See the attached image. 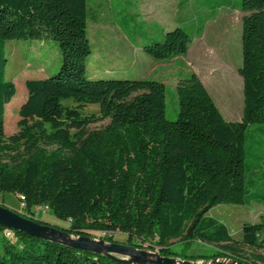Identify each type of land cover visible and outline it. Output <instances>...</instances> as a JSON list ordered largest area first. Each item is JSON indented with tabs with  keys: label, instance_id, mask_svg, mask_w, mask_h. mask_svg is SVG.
I'll list each match as a JSON object with an SVG mask.
<instances>
[{
	"label": "trees",
	"instance_id": "16d2710c",
	"mask_svg": "<svg viewBox=\"0 0 264 264\" xmlns=\"http://www.w3.org/2000/svg\"><path fill=\"white\" fill-rule=\"evenodd\" d=\"M210 11L233 0H204ZM89 0H0V192L23 196L19 212L38 221L36 206L68 219L72 235L125 234L122 244L182 260L225 258L264 264V218L242 224L238 242L227 225L207 214L219 204L264 205V0H239L243 105L227 121L195 73L175 85L178 113L165 115V85L156 79L87 76ZM176 26L162 39L140 34L142 51L161 61L184 55L202 25ZM52 38L61 63L46 77L26 79L17 132L4 139L5 105L15 95L6 78L5 44L11 39ZM78 105L68 107L62 101ZM97 103L100 117L83 116ZM101 118L109 122L86 131ZM250 139L248 145L247 139ZM2 204V203H0ZM3 205V204H2ZM42 223V222H40ZM0 225V264H135L107 253L82 251ZM194 242L207 253L190 255ZM179 245L178 247H175ZM241 245L259 253L245 259Z\"/></svg>",
	"mask_w": 264,
	"mask_h": 264
},
{
	"label": "rangeland",
	"instance_id": "374dc122",
	"mask_svg": "<svg viewBox=\"0 0 264 264\" xmlns=\"http://www.w3.org/2000/svg\"><path fill=\"white\" fill-rule=\"evenodd\" d=\"M201 2L205 1L89 0L87 36L91 54L86 65L87 76L161 81L165 85V115L169 120H175L178 113L175 85L181 76L195 73L224 119L240 120L243 95L238 68L241 65V23L247 13L236 5L239 0L232 1L235 3L234 7L224 6L216 9V12L210 11V7ZM193 23L202 25V30L195 34L184 55L161 61L143 53L142 45L145 40L140 36L142 32L149 37L162 39L165 31L176 26L189 29ZM5 53L6 78L15 84L16 92L5 105L4 139L18 130V108L27 97L25 80L46 78L54 74L61 63L58 43L52 38L11 39L5 44ZM62 103L68 107L78 105L72 99H65ZM79 110L83 116L101 115L97 103L82 104ZM108 122V118H101L89 123L85 130L88 132L102 128ZM257 127L264 128V123L251 124L249 131L256 130L257 135H262L257 132ZM249 141L248 138L247 145ZM0 203L17 212L22 210L20 199L12 192H0ZM207 214L225 223L231 235L240 242L242 224L260 222L264 218V205L255 202L249 205L219 204L210 208ZM34 216L38 222L56 229L69 225L68 219L58 217L42 205L34 209ZM104 234L100 231H90L87 236L104 240ZM112 235L117 243L126 238L125 234L119 232ZM71 237L75 238L76 235L71 234ZM260 237L264 238V231ZM206 248L207 245L194 242L189 254H205ZM142 249L147 250L150 256L158 255L156 248ZM259 252L251 246L241 245L240 253L245 259L252 260L253 253ZM175 258L177 264L182 261L189 264L212 262L211 259L203 257L188 260Z\"/></svg>",
	"mask_w": 264,
	"mask_h": 264
},
{
	"label": "water",
	"instance_id": "95a60500",
	"mask_svg": "<svg viewBox=\"0 0 264 264\" xmlns=\"http://www.w3.org/2000/svg\"><path fill=\"white\" fill-rule=\"evenodd\" d=\"M0 225L14 231L24 232L30 236L46 238L82 251L93 253H107L111 258L121 262L135 264H177L175 257L155 255L150 256L147 250L117 242L95 240L87 235H78L75 238L64 230L50 227L45 223L24 217L19 212L0 204ZM180 264H189L182 261ZM202 264H241L237 261H212Z\"/></svg>",
	"mask_w": 264,
	"mask_h": 264
},
{
	"label": "built area",
	"instance_id": "2783aa9c",
	"mask_svg": "<svg viewBox=\"0 0 264 264\" xmlns=\"http://www.w3.org/2000/svg\"><path fill=\"white\" fill-rule=\"evenodd\" d=\"M18 198L20 199V201H21V206L23 207V205H24V203H23V196H18ZM38 207H41V205H39V206H36L35 208H38ZM44 209H47V206H42ZM4 234H5V236L7 237V238H12L13 237V235H14V231L13 230H11V229H6V230H4ZM217 260V259H216ZM218 261V260H217ZM223 261H225V260H223Z\"/></svg>",
	"mask_w": 264,
	"mask_h": 264
},
{
	"label": "crops",
	"instance_id": "0c3cea01",
	"mask_svg": "<svg viewBox=\"0 0 264 264\" xmlns=\"http://www.w3.org/2000/svg\"><path fill=\"white\" fill-rule=\"evenodd\" d=\"M201 3H203V2H201ZM180 56V55H179Z\"/></svg>",
	"mask_w": 264,
	"mask_h": 264
}]
</instances>
